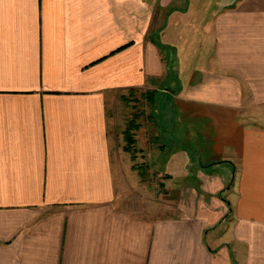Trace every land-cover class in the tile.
Listing matches in <instances>:
<instances>
[{"label":"crops","instance_id":"crops-1","mask_svg":"<svg viewBox=\"0 0 264 264\" xmlns=\"http://www.w3.org/2000/svg\"><path fill=\"white\" fill-rule=\"evenodd\" d=\"M172 1L0 0V264H264V0ZM137 92L173 209L114 146Z\"/></svg>","mask_w":264,"mask_h":264},{"label":"rangeland","instance_id":"rangeland-1","mask_svg":"<svg viewBox=\"0 0 264 264\" xmlns=\"http://www.w3.org/2000/svg\"><path fill=\"white\" fill-rule=\"evenodd\" d=\"M228 2L229 0H197L196 5L208 7H216L219 5L221 7V5L227 4ZM182 4L183 0H177L172 1L171 5L182 6ZM189 15L193 16L195 14L191 13ZM248 112L249 111H241L242 114H249ZM108 113L111 121L110 129L115 141L114 146L117 150L120 148L123 150L126 146V142L123 139V131L126 129L128 123L132 121V119H135L137 120L136 122L141 124V130L136 133L138 137L137 146L134 145L131 147L132 154H128L132 159L136 160L137 164L135 165L138 169L140 168V171H143L142 176L144 183H151V188L148 191L149 197L152 198L151 204L153 203L156 210L162 208V205L166 206L169 204L173 209L174 206L177 205L175 199L178 196V189L184 185V173L174 174L172 172H163L162 169H164L163 167L165 166L164 159L161 160L160 163H157L159 154L157 145L159 143H154L150 136L155 131H152V126L150 127V125H148L147 119L150 114V106L143 98V95L139 92L134 94L131 93L126 94L123 99H121L120 95H116L113 100L109 101ZM250 114L252 115L251 118L256 116L255 118L261 119H258V121L255 119V126L256 128L264 130V109L250 111ZM136 149L144 150V152L137 151ZM153 163L155 167L153 171L150 172L147 165H152ZM131 177L129 179L130 182L133 180Z\"/></svg>","mask_w":264,"mask_h":264},{"label":"trees","instance_id":"trees-1","mask_svg":"<svg viewBox=\"0 0 264 264\" xmlns=\"http://www.w3.org/2000/svg\"><path fill=\"white\" fill-rule=\"evenodd\" d=\"M152 93H146L145 95L143 94V98L146 101H149V103L152 102ZM149 99V100H148ZM138 128V125H136L135 121L132 120L128 123L126 129L123 131V139L126 142V146L123 148V151L129 154H132L131 147H133L134 144V134L133 131H135ZM140 177L143 178L142 173H140Z\"/></svg>","mask_w":264,"mask_h":264}]
</instances>
